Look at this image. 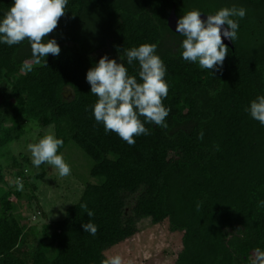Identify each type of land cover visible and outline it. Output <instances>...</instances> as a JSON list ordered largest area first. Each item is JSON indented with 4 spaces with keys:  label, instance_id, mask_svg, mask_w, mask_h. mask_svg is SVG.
<instances>
[{
    "label": "trees",
    "instance_id": "1",
    "mask_svg": "<svg viewBox=\"0 0 264 264\" xmlns=\"http://www.w3.org/2000/svg\"><path fill=\"white\" fill-rule=\"evenodd\" d=\"M11 4L0 0V16ZM234 5L247 14L222 69L212 74L181 59L183 37L168 25L172 10L179 19L194 9L208 15ZM65 11L47 37L56 39L60 55L49 54L46 64L25 65L33 62L27 40L0 45V151L25 136L29 123L53 126L64 142L58 154L74 143L100 181L85 187L63 220L38 230L19 211L24 197L34 200L16 185L18 178L23 186L29 180L28 159L0 163V264H102L106 251L133 238L144 218L168 220L172 232H183L174 264H252L255 249L264 250V208L258 207L264 127L244 109L264 95V0H69ZM145 43L157 45L166 65L163 103L171 111L167 129L145 125L150 134L129 146L96 124L97 98L86 73L107 55L139 82L138 62L127 65L125 50ZM85 203L91 218L80 207ZM89 219L98 227L95 236L81 227Z\"/></svg>",
    "mask_w": 264,
    "mask_h": 264
},
{
    "label": "clouds",
    "instance_id": "2",
    "mask_svg": "<svg viewBox=\"0 0 264 264\" xmlns=\"http://www.w3.org/2000/svg\"><path fill=\"white\" fill-rule=\"evenodd\" d=\"M69 0H12L11 7L0 16V45L12 47L27 40L35 64L47 63L49 54L58 57L61 48L55 38L48 34L58 27V21L66 13ZM244 7H226L215 14L205 16L194 9L178 19L175 32L183 37L180 42V57L186 62L198 64L200 69L212 74L222 69L229 50L224 41L238 39L240 20L246 17ZM127 65L138 62V77L129 75L125 64L109 59L107 55L99 59L86 73V82L96 102L91 106V114L96 124L102 125L104 132L115 133L129 146L136 143V137L149 135L145 125L167 129L166 118L170 114L163 101L167 98L169 85L165 79L167 68L157 54V45L141 44L125 50ZM27 65V62H25ZM245 113L264 127V95H257L244 109ZM63 140L54 135H45L38 142L28 145L31 163L39 168L42 164L53 166L61 177L71 173L70 165L58 150ZM18 190L23 183L16 180ZM81 208L89 218L94 212L87 204ZM264 208V200L258 201ZM199 208V204L197 205ZM84 232L95 236L98 227L91 222L82 223ZM102 264H122V257L114 255ZM252 264H264V250L255 249Z\"/></svg>",
    "mask_w": 264,
    "mask_h": 264
},
{
    "label": "rangeland",
    "instance_id": "3",
    "mask_svg": "<svg viewBox=\"0 0 264 264\" xmlns=\"http://www.w3.org/2000/svg\"><path fill=\"white\" fill-rule=\"evenodd\" d=\"M101 55V54H100ZM31 67L39 66L32 61H27ZM26 126V134L0 151V163L8 167L14 158L26 157L28 162L23 165L29 170V180L23 186L25 196L34 195V200L23 198L19 204V211H23V222L35 225L41 230L43 224L54 225L65 218L67 210L76 205L85 187L88 184H98L99 178L91 176L93 161L77 145L70 143L62 152L65 161L71 167L68 176L61 177L51 165L42 164L36 168L31 163V153L28 145L36 143L45 135H54V127L42 128L31 125ZM45 171L43 179H36V175ZM16 174V171H14ZM13 173V175H15ZM8 182L14 184L15 176L9 177ZM31 184H36L37 190L32 192ZM137 198L139 197L136 196ZM135 199L130 201L128 212L135 207ZM134 204V206H133ZM42 214V216L40 215ZM37 217V218H34ZM137 234L118 246L106 251L109 259L114 255L122 257V264H174L182 248L183 232H172L168 220L160 224H153L151 218L137 221ZM56 254L53 249L50 257Z\"/></svg>",
    "mask_w": 264,
    "mask_h": 264
},
{
    "label": "water",
    "instance_id": "4",
    "mask_svg": "<svg viewBox=\"0 0 264 264\" xmlns=\"http://www.w3.org/2000/svg\"><path fill=\"white\" fill-rule=\"evenodd\" d=\"M201 19H206V15L202 16ZM177 21H178V17H177V15L175 13V10L173 9L172 12H171V15H170V17L168 19V25H169V27L171 28V30L173 32H175ZM224 43H225L226 46H229V47L233 46L231 41L225 40ZM71 94H72V91L69 90L68 92L65 93L64 96H65V98H67V97L71 96Z\"/></svg>",
    "mask_w": 264,
    "mask_h": 264
},
{
    "label": "built area",
    "instance_id": "5",
    "mask_svg": "<svg viewBox=\"0 0 264 264\" xmlns=\"http://www.w3.org/2000/svg\"><path fill=\"white\" fill-rule=\"evenodd\" d=\"M15 181V180H14ZM34 218H37V217H34Z\"/></svg>",
    "mask_w": 264,
    "mask_h": 264
}]
</instances>
